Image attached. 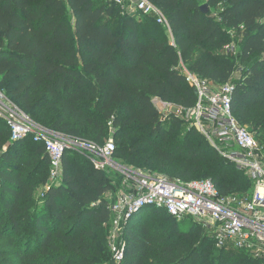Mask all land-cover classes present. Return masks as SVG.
Segmentation results:
<instances>
[{
	"label": "trees",
	"instance_id": "1",
	"mask_svg": "<svg viewBox=\"0 0 264 264\" xmlns=\"http://www.w3.org/2000/svg\"><path fill=\"white\" fill-rule=\"evenodd\" d=\"M148 1L165 26L112 0H0V88L44 129L98 145L111 135L124 165L245 196L243 172L194 127L180 136L182 119L158 104L184 113L195 105L183 67L229 82L233 115L264 148V0ZM48 173L43 146L31 135L11 141L0 118V264H106L112 177L71 150L58 183L46 185ZM126 223L116 264H264L243 250L221 255L210 235L181 231L163 209L143 207Z\"/></svg>",
	"mask_w": 264,
	"mask_h": 264
},
{
	"label": "built area",
	"instance_id": "2",
	"mask_svg": "<svg viewBox=\"0 0 264 264\" xmlns=\"http://www.w3.org/2000/svg\"><path fill=\"white\" fill-rule=\"evenodd\" d=\"M112 1L127 14L152 17L157 24L166 25L160 10L148 0ZM182 72L196 94L195 105L186 111L191 115V126L203 135L221 158L243 172L251 185L245 196H221L209 179L173 181L146 169L117 165L113 159L115 144L111 138L98 145L44 129L33 123L1 88L0 118L10 130L11 141L31 135L33 142L43 146L49 159L46 185L60 180L66 150L85 155L96 169L120 168L128 190L109 191L110 194L105 195L110 211L107 245L115 263L124 255L126 222L146 206L163 209L173 218L181 219L187 215L197 220L205 218L216 249L243 250L264 262V148L247 126L240 124L233 115L231 83L212 85L184 67ZM158 105L165 112L173 108L161 102Z\"/></svg>",
	"mask_w": 264,
	"mask_h": 264
},
{
	"label": "rangeland",
	"instance_id": "3",
	"mask_svg": "<svg viewBox=\"0 0 264 264\" xmlns=\"http://www.w3.org/2000/svg\"><path fill=\"white\" fill-rule=\"evenodd\" d=\"M205 0H198V2H200V3H202V2H204ZM119 10H120V12L121 13H124L123 12V9H122V7H119ZM120 13V14H121ZM119 14V15H120ZM116 15H118V14H116ZM68 16H70L69 18H70V20H71V22H72V17H71V15L70 14H68ZM131 16H133V17H135V18H137V19H140V18H142L141 17V15H139V14H137V13H135V14H133V15H131ZM157 26V25H156ZM164 28V27H163ZM167 32V35H168V37H169V40L171 39V37H170V33H169V31H166ZM232 40H231V45H235V44H237V42L238 41H240V36H237V35H233L232 34ZM236 52H237V49H236ZM238 52H239V48H238ZM238 52H237V54H238ZM235 64H234V72H235V76H238L240 73H241V71L243 70V67H244V65L239 61V60H236L235 62H234ZM159 106V105H158ZM168 111L169 112H172V113H174V114H176V115H178L179 117H180V119H182V121H183V124H182V126H181V128H180V136H182V135H184V133L188 130V128L189 127H192L191 126V115H190V113H184V112H181V111H179V110H176V109H174V108H169L168 109ZM247 128L250 130V128L247 126ZM112 139V140H114L113 139V137L110 135V136H108V137H106V140H108V139ZM208 142V141H207ZM209 144V143H208ZM113 159H114V161L117 163V165H121V166H125L124 164H122L121 162H119L115 157H113ZM127 166V165H126ZM120 170V168L119 169H115V168H109V169H107L106 170V172L112 177V179H113V184H114V186H115V191H126V190H128L127 188H128V186H127V184L124 182V176L121 174V171H119ZM118 178V179H117ZM116 180H119L117 183H116ZM160 217H164V214L162 213L161 215H160ZM176 219V223H177V225H178V227H179V229L181 230V231H185V230H196V229H200L201 230V235H203V233L204 234H207L208 236L210 235V231H209V228H208V220L207 219H205V218H201V220H197L195 217H192V216H190V215H187V216H184L183 218H181V219H179V218H175ZM109 232V231H108ZM108 235V234H107ZM107 239V238H106ZM106 244H107V240H106ZM107 249L109 250V248H108V245H107ZM223 251V250H222ZM109 254H110V257H109V261L106 263V264H116L115 263V261L113 260V258H112V252L109 250ZM228 252H230V249H227V250H224L223 252H221V255H223V256H225V255H227V253ZM215 253L217 254V252L215 251V252H212V253H209V255H214L213 257L214 258H218L219 257V255L217 254V255H215ZM211 257V256H210ZM229 262L230 263H235V262H237V261H234L233 259H230L229 260ZM238 263H240V264H247L248 263V260H247V257L245 258V259H243V261H242V259H240L239 261H238Z\"/></svg>",
	"mask_w": 264,
	"mask_h": 264
},
{
	"label": "water",
	"instance_id": "4",
	"mask_svg": "<svg viewBox=\"0 0 264 264\" xmlns=\"http://www.w3.org/2000/svg\"><path fill=\"white\" fill-rule=\"evenodd\" d=\"M202 9L205 11L207 9V6L206 5H203L202 6Z\"/></svg>",
	"mask_w": 264,
	"mask_h": 264
},
{
	"label": "crops",
	"instance_id": "5",
	"mask_svg": "<svg viewBox=\"0 0 264 264\" xmlns=\"http://www.w3.org/2000/svg\"><path fill=\"white\" fill-rule=\"evenodd\" d=\"M110 193H109V191H108V193H107V195H109ZM106 195V194H105Z\"/></svg>",
	"mask_w": 264,
	"mask_h": 264
}]
</instances>
